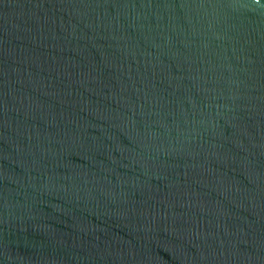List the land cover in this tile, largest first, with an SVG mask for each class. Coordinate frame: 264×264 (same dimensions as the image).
Here are the masks:
<instances>
[{"label":"water","instance_id":"obj_1","mask_svg":"<svg viewBox=\"0 0 264 264\" xmlns=\"http://www.w3.org/2000/svg\"><path fill=\"white\" fill-rule=\"evenodd\" d=\"M0 264H264V0H0Z\"/></svg>","mask_w":264,"mask_h":264}]
</instances>
